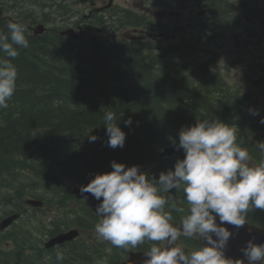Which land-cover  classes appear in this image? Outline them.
I'll return each instance as SVG.
<instances>
[{"label": "trees", "instance_id": "obj_1", "mask_svg": "<svg viewBox=\"0 0 264 264\" xmlns=\"http://www.w3.org/2000/svg\"><path fill=\"white\" fill-rule=\"evenodd\" d=\"M4 2L0 0L1 7ZM36 8L37 18H43L41 7ZM19 11L23 12L21 6ZM3 19H0V31L7 32ZM22 21L26 25L25 18ZM25 36L29 47L19 48L20 54L13 61L18 71L15 93L8 108L0 110V178L12 186L22 183L25 171L39 179L44 188L57 183L59 177L84 182L89 175L112 171L111 161L126 167L139 166L149 179H158L161 172L174 170L175 162L184 158L182 149H177L171 157L159 156L162 148L174 146L173 140L178 144L182 127L202 120L232 123L226 120V115L237 110L236 103L215 105L202 94L189 97L193 94L190 93L193 85L184 83L188 76L178 78L180 72L174 77L156 72L150 67L152 61L144 57L134 63L129 47L121 48L120 64L110 68L108 52L95 40H90L82 50L76 43L58 37L46 42L47 37ZM35 41L41 43L40 48ZM110 57L116 58L117 54L114 52ZM106 111L115 113L118 126L126 134L123 148L107 146L108 137L103 127ZM263 113L254 117L261 119ZM247 116L243 119H246L245 125L239 126L241 136L253 135L250 134L253 129H256L253 132L264 131V124L257 121L258 126L253 127V115ZM129 117L132 124L125 126L124 121ZM89 135L98 139L89 142ZM248 135L242 146L249 148L250 156L258 163L262 157L246 140H249ZM24 184L23 188L14 187L15 194L7 200L32 195L26 190L29 185ZM172 193L175 194V190ZM258 212L249 211L247 219L264 223V217ZM80 258L70 255L63 264L95 261L90 257Z\"/></svg>", "mask_w": 264, "mask_h": 264}, {"label": "clouds", "instance_id": "obj_2", "mask_svg": "<svg viewBox=\"0 0 264 264\" xmlns=\"http://www.w3.org/2000/svg\"><path fill=\"white\" fill-rule=\"evenodd\" d=\"M6 27L7 32L0 31V110L8 108L17 87L18 71L13 61L20 54L18 49L29 47L25 25L8 22ZM249 112L259 115L258 110ZM103 120L107 146L123 148L126 134L115 113L106 111ZM259 122L264 124V117ZM124 124L130 126L131 117ZM236 129L217 119L182 127L178 144L175 140L172 143L183 150L184 158L175 162L174 170L161 172L158 179H149L139 166L126 167L115 161L110 162L112 171L93 174L79 187V193L85 202L86 194L99 201L94 210L97 239L120 249L136 248L146 241L163 242V247L151 244L144 253V264H245V260L247 264H264V243L255 244V237L240 249L244 259L224 256L229 239L248 223L249 210H264V141L256 143L262 158L251 165L252 157L242 147L243 139L238 138ZM87 139L95 142L98 138L89 135ZM180 192L188 213L177 227L166 209L184 211L177 207ZM181 237H199L206 245L186 252L177 244ZM63 260V253L57 252V264Z\"/></svg>", "mask_w": 264, "mask_h": 264}, {"label": "flooded vegetation", "instance_id": "obj_3", "mask_svg": "<svg viewBox=\"0 0 264 264\" xmlns=\"http://www.w3.org/2000/svg\"><path fill=\"white\" fill-rule=\"evenodd\" d=\"M148 1L152 3L153 0ZM170 1L172 4L167 11L162 12V15L163 17L173 18L175 21L174 24L153 22L149 17L152 15V12L150 13L147 7V1L131 0L129 9L121 11L120 18V10L116 8H110L99 15H93L92 12H87L81 24L76 25L74 28L77 29L80 25L87 28V22L97 19L101 21L106 29L114 31L108 42L109 45L129 46L134 52V55H143L146 59L152 61V63L148 62L153 70L156 72H165L171 75V77H174L179 74V70L181 69L176 67V64L183 62V58L187 60L193 58V62L197 61V58H199V38L201 31H204L200 12L201 6L204 4L207 7L202 10L204 11V15H207V11L212 15V18L209 19L212 28L207 29L210 30L207 47L211 46L212 50L207 51L215 58L221 56L226 61V64L222 66V72L213 70L214 78L220 79L218 78L219 73H225L231 76V70H234L233 74L235 79L241 80L244 84H252V86L256 88L264 85V0ZM160 2H162V0ZM181 4H183V10L190 16L186 21H184L178 13V8ZM215 9L220 10L223 15L230 17L227 23L217 22L218 17L216 13L218 11ZM128 17L138 19L140 22L130 24L127 19ZM216 27L219 29L222 28L223 32H219ZM126 29H130L128 34L130 39L124 38L126 37V35H124ZM152 55H157V57L161 58V61L153 59ZM161 63H163L162 66H160ZM179 77L181 78L180 74L178 78ZM67 198L65 203L62 204L66 206L65 208H57L58 205H62L55 203L49 211L54 217L52 219V224H60L59 226H61L50 232V238L64 234L73 229L71 226H68V217H71L68 212H80L81 210L83 212L85 211L87 214H94L95 208L89 207L88 200L86 202L84 200H75L72 194ZM176 198L183 199V195H176ZM178 204L182 206L184 210L182 216L186 215L188 209L184 208L188 207V205L184 202ZM182 216L173 219L171 223L179 227ZM91 217L92 218L86 221L85 225H81V228H77L80 231L77 239L55 247L56 249H53L52 252L61 251L63 255H66V258L73 255L78 258L82 256L85 259L88 258L89 255L95 254L99 259V264H101V262H103V264H120V262L123 261L120 259V248L113 247L106 241H102L101 245L99 244L97 247V250H93L89 247L88 239L95 235L94 231H92L93 224H90L93 219L97 220L95 214ZM152 243H157L160 247L164 246L163 242L146 241L144 244H141L140 247L131 249H133V251H142L146 248L148 251ZM177 244L186 252L204 245L202 239L200 241L199 237H193L191 239L181 237Z\"/></svg>", "mask_w": 264, "mask_h": 264}, {"label": "water", "instance_id": "obj_4", "mask_svg": "<svg viewBox=\"0 0 264 264\" xmlns=\"http://www.w3.org/2000/svg\"><path fill=\"white\" fill-rule=\"evenodd\" d=\"M171 153L172 151L167 150L163 153V155H169ZM86 195L91 196V194H86ZM79 196H80V193H79ZM36 203H33V204H36ZM8 222H9L8 220L5 221L3 225H7ZM224 226L227 227L233 233L237 232V230L231 225L225 224ZM74 235H75L74 233H68L66 235L58 237L57 239H53L47 244V247H51L57 243H62L67 240H70ZM253 237H255V239L253 240L255 244L264 243V229H259L249 224H246L243 228L239 229L238 234H236L234 238L229 239L228 244L226 248L224 249L225 258L232 259V260H237L241 258L244 259L243 254L240 251V249L245 246L246 241L252 239ZM204 242L206 244V241ZM145 259L146 257L144 256V254H139L136 256H132L131 259L126 264H144Z\"/></svg>", "mask_w": 264, "mask_h": 264}, {"label": "rangeland", "instance_id": "obj_5", "mask_svg": "<svg viewBox=\"0 0 264 264\" xmlns=\"http://www.w3.org/2000/svg\"><path fill=\"white\" fill-rule=\"evenodd\" d=\"M146 1L148 3L147 7H148L150 13L152 12V16L150 18L153 22L165 23V24H167V23L174 24L175 23L173 18L161 17V11L168 9L169 6L172 4V2L170 0H165V2H164V0H162V2H164V3H161L160 0H153L152 3H150L148 0H146ZM159 2L161 4L158 5ZM118 3L120 4L121 7H128L131 4V0H118ZM36 6L38 7V5H36ZM36 6H35V8H36ZM202 6H205V5L202 4ZM75 7L77 9L81 10L83 7L82 2L76 4ZM206 8L207 7L205 6V9ZM35 11H37V8L35 9ZM157 14H158V16H157ZM208 15H209V11L207 12V15L205 16L204 20L206 18H207V20L209 19ZM220 32H223V30H220ZM205 41H206L205 39H202L201 46H204ZM198 56H200V58H199L200 62L207 61L208 59H210L212 61V59H213L212 55H210V54L205 55V53H203V50L200 51V55H198ZM206 56H209V57H206ZM212 63H213V65H212ZM212 63H210L211 69H213L215 71L219 70L222 72V69H223L222 66L226 64V61L221 56H219L217 58H214V61ZM220 75L227 81V83L231 84L232 88L237 87V85L240 83L237 79H235L233 71H232V74L230 77L228 76L229 74H225V73H221ZM263 97H264V95H263ZM255 105H257V104H255ZM243 111L246 112L247 109L243 108ZM49 189H50L49 187L48 188L42 187L40 189V191H46ZM25 222H27V220H25Z\"/></svg>", "mask_w": 264, "mask_h": 264}, {"label": "bare ground", "instance_id": "obj_6", "mask_svg": "<svg viewBox=\"0 0 264 264\" xmlns=\"http://www.w3.org/2000/svg\"><path fill=\"white\" fill-rule=\"evenodd\" d=\"M5 18V16H0V19Z\"/></svg>", "mask_w": 264, "mask_h": 264}]
</instances>
